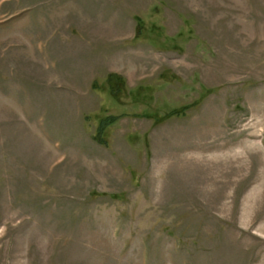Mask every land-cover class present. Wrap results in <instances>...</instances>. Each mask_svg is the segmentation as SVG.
I'll return each instance as SVG.
<instances>
[{"label": "rangeland", "instance_id": "obj_1", "mask_svg": "<svg viewBox=\"0 0 264 264\" xmlns=\"http://www.w3.org/2000/svg\"><path fill=\"white\" fill-rule=\"evenodd\" d=\"M0 264H264V0H0Z\"/></svg>", "mask_w": 264, "mask_h": 264}, {"label": "trees", "instance_id": "obj_2", "mask_svg": "<svg viewBox=\"0 0 264 264\" xmlns=\"http://www.w3.org/2000/svg\"><path fill=\"white\" fill-rule=\"evenodd\" d=\"M111 91L113 93H115V90L112 89L111 87ZM117 118V116L114 115H109L103 119L100 120L99 125L97 127V134L98 136H96V138L101 141L102 143L104 142L103 137L100 135L101 132H103V130L110 124L113 123Z\"/></svg>", "mask_w": 264, "mask_h": 264}]
</instances>
